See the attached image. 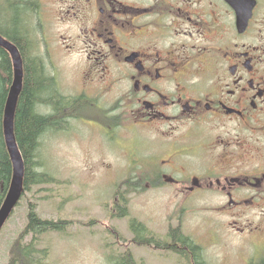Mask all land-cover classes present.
<instances>
[{"label":"flooded vegetation","instance_id":"1","mask_svg":"<svg viewBox=\"0 0 264 264\" xmlns=\"http://www.w3.org/2000/svg\"><path fill=\"white\" fill-rule=\"evenodd\" d=\"M25 11L32 52L76 48V118H65L125 139L147 188L227 217L214 232L239 241L238 264H264V0H29ZM55 25L64 34L45 35Z\"/></svg>","mask_w":264,"mask_h":264},{"label":"rangeland","instance_id":"2","mask_svg":"<svg viewBox=\"0 0 264 264\" xmlns=\"http://www.w3.org/2000/svg\"><path fill=\"white\" fill-rule=\"evenodd\" d=\"M45 31V35L48 31L50 34H64L63 28L56 25ZM36 54L44 58L50 73L57 76L62 94L74 96L79 80L76 48L64 53L52 50L47 54L41 41ZM46 112L52 110L46 108ZM64 121V131L53 128L42 137L38 167L39 171L51 174L64 185L36 186L32 193H26L21 199L5 234L0 235V264L4 261L8 235L14 234L24 222L28 201L36 204L37 214L41 217L70 222L63 233L48 232L41 236L40 247L49 250L47 264H107L108 252L120 250L113 245L115 240H122L127 245L132 237L128 229L129 219L141 222L162 239L170 226H179L182 233L202 246L208 264L240 262L242 248H239V241L231 236L223 240L221 232L218 236L214 232V225L218 229L227 217L217 215L204 203L178 204L170 198L169 188L148 187L141 193H126L124 200L128 216L122 219L111 217L110 212L114 211L111 208L116 207L114 193L117 187L123 179L135 177L142 170L133 165L132 168L126 166L128 162L123 156L128 145L131 147L130 143L116 135L112 136L113 140L112 137H102L91 131L89 125L76 123V120L65 118ZM133 147L138 151L144 149L138 143ZM147 148L145 154L152 156L154 148ZM262 210L256 208L248 217L253 219V214ZM128 247L133 256L145 264H183L170 252L152 247Z\"/></svg>","mask_w":264,"mask_h":264},{"label":"trees","instance_id":"3","mask_svg":"<svg viewBox=\"0 0 264 264\" xmlns=\"http://www.w3.org/2000/svg\"><path fill=\"white\" fill-rule=\"evenodd\" d=\"M28 2L29 0H0V15L3 23L0 24V35L17 47L23 69L22 88L13 116L14 139L23 161L21 199L26 193H32L36 186L64 185L51 174L38 170L41 163L39 158L41 139L47 131L53 128L57 131H64L66 116L76 118L75 98L57 93L44 58L29 49L30 42L22 34L21 22L25 17ZM11 81L10 58L7 52L0 48V206L8 192L12 178V165L3 135V113ZM50 104L53 109L51 113H47L46 108ZM142 181V177L135 176L128 177L120 183L114 193L117 200L115 209L111 208L114 210L110 212L111 217L122 219L128 216L124 195L126 193L137 194L146 190ZM21 199L15 209L19 206ZM35 207L36 204L31 201L26 203L22 226L17 228L14 234L8 235L3 253V264H47L49 250L46 247H40L41 236L48 232L63 233L70 223L61 219L43 218L37 214ZM14 210L1 229L0 235L5 234ZM128 229L132 235L131 239L126 245L115 237L113 245H117L120 250L108 252L107 264H145L133 256L129 245L152 247V249L173 253L183 264H207L202 246L182 233L179 226L175 228L170 226L163 239L135 219L128 220Z\"/></svg>","mask_w":264,"mask_h":264},{"label":"water","instance_id":"4","mask_svg":"<svg viewBox=\"0 0 264 264\" xmlns=\"http://www.w3.org/2000/svg\"><path fill=\"white\" fill-rule=\"evenodd\" d=\"M0 48L9 56L12 66V82L3 113V135L7 153L12 165V178L8 192L0 206V230L18 203L23 191V161L13 134V116L16 102L22 88L23 70L18 50L0 36Z\"/></svg>","mask_w":264,"mask_h":264},{"label":"bare ground","instance_id":"5","mask_svg":"<svg viewBox=\"0 0 264 264\" xmlns=\"http://www.w3.org/2000/svg\"><path fill=\"white\" fill-rule=\"evenodd\" d=\"M12 45H14V44H12ZM15 46V45H14Z\"/></svg>","mask_w":264,"mask_h":264}]
</instances>
